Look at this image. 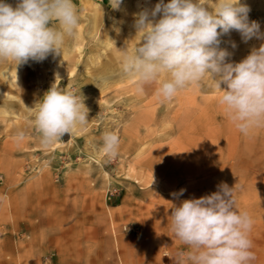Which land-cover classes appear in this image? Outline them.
Masks as SVG:
<instances>
[{"label": "rangeland", "instance_id": "1", "mask_svg": "<svg viewBox=\"0 0 264 264\" xmlns=\"http://www.w3.org/2000/svg\"><path fill=\"white\" fill-rule=\"evenodd\" d=\"M158 2L123 0L117 11L109 0H73L80 23L62 55L0 62V264H192L171 208L221 183L251 215V264H264V127L240 132L210 75L162 100L165 76L138 91L122 71L140 42L135 14ZM241 3L264 32V0ZM221 41L232 63L264 44L236 31ZM53 85L81 94L89 121L44 145L34 117ZM108 131L120 140L115 157L101 150Z\"/></svg>", "mask_w": 264, "mask_h": 264}, {"label": "clouds", "instance_id": "2", "mask_svg": "<svg viewBox=\"0 0 264 264\" xmlns=\"http://www.w3.org/2000/svg\"><path fill=\"white\" fill-rule=\"evenodd\" d=\"M109 3L118 11L123 0ZM249 11L241 0H159L135 14L140 42L124 53L122 71L135 79L138 91L165 76L157 90L162 100L173 99L210 75L215 87L223 90L219 104L240 132L247 135L264 127V44L238 63L227 62L231 54L220 48L221 37L232 31L245 43L264 40L259 23L249 21ZM79 23L73 0H17L15 6L0 0V62L19 65L42 62L49 54L62 55ZM231 45L236 47L234 41ZM87 117L81 94L53 85L39 101L34 126L41 143L49 145L86 126ZM23 137L18 133V140ZM119 144L118 135L108 131L101 150L115 157ZM217 188L173 206L171 231L191 249L187 258L192 264H251L256 259L249 239L253 219L247 211H237L234 188L226 183ZM184 192L180 189L172 195L178 199Z\"/></svg>", "mask_w": 264, "mask_h": 264}, {"label": "crops", "instance_id": "3", "mask_svg": "<svg viewBox=\"0 0 264 264\" xmlns=\"http://www.w3.org/2000/svg\"><path fill=\"white\" fill-rule=\"evenodd\" d=\"M5 2H7V3H9V4H12L13 6H15L16 5V2H17V0H5ZM33 264V263H32ZM35 264V263H34ZM58 264H61L60 262L58 263ZM74 264V263H73ZM76 264H82L81 262H80V260L79 261H77L76 262ZM104 264H117V263H114L112 260H111V262H105Z\"/></svg>", "mask_w": 264, "mask_h": 264}]
</instances>
